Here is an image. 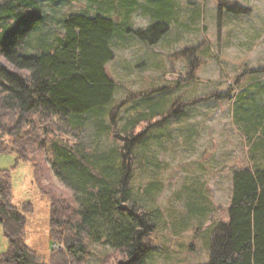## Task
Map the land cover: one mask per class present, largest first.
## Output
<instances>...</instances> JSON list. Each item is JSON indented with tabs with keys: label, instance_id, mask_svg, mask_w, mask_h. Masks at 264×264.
<instances>
[{
	"label": "rangeland",
	"instance_id": "1",
	"mask_svg": "<svg viewBox=\"0 0 264 264\" xmlns=\"http://www.w3.org/2000/svg\"><path fill=\"white\" fill-rule=\"evenodd\" d=\"M110 1L108 7L101 1L90 5L86 0H44L53 8L47 10L51 18L44 29L53 31L65 13L107 10L116 29L114 58L106 65L115 81L114 101L139 95L120 109L115 132L144 110L145 103L159 102L154 121L170 113L160 124L147 127L137 152L143 164L137 161L132 179L135 199L160 215L145 237L152 248L147 263L207 264L214 230L228 221L233 172L264 166V147L253 151L255 143L264 141V0H223L248 9L245 14L220 8V0H127L129 14L121 11L123 0ZM163 20L169 31L156 44L128 33ZM191 48L196 59L192 70L191 55L178 56ZM93 120L74 131L55 122L54 129L57 137L93 146ZM147 124L140 123L135 135ZM98 141L100 149L113 144L108 134ZM0 170H10L13 203L32 206V212L24 213V244L48 263L51 248L63 251L49 238V196L74 206L71 190L56 177L45 155L33 165L15 166L14 156L3 154ZM6 248L0 226V254ZM90 251L88 264H101L111 252L98 243L91 244Z\"/></svg>",
	"mask_w": 264,
	"mask_h": 264
},
{
	"label": "trees",
	"instance_id": "2",
	"mask_svg": "<svg viewBox=\"0 0 264 264\" xmlns=\"http://www.w3.org/2000/svg\"><path fill=\"white\" fill-rule=\"evenodd\" d=\"M86 1L105 2L108 7L111 2ZM218 5L235 14L249 13L223 0ZM48 9L53 12L44 0H0V155H13L15 166L33 165L39 155H45L75 201L73 206L69 200L49 196V238L52 246H62L63 251L51 248L47 263L22 240L24 213L32 212L31 204L13 203L10 170H0V226L7 240L0 264H88L93 243L111 250L101 264H148L152 248L145 237L160 215L135 199L132 179L135 164H141L137 160L144 144L141 138L170 113L154 121L159 102L145 103L144 110L116 133L120 109L139 95L130 93L119 103L114 101L115 81L106 65L114 58L111 41L116 29L107 10L65 13L49 31L44 29L51 18ZM124 10L130 13V1H122ZM168 31L163 20L128 33L153 45ZM27 47L34 51L26 52ZM194 51L187 49L178 56L192 58ZM194 58L190 70L196 66ZM192 78L191 74L188 82ZM92 118L96 119L93 146L57 137L55 122L74 131ZM143 122L148 124L135 135ZM103 134L111 136L113 144L100 149ZM263 147L264 141L255 143L254 153ZM208 259L207 264H264V166L233 172L228 221L215 228Z\"/></svg>",
	"mask_w": 264,
	"mask_h": 264
}]
</instances>
